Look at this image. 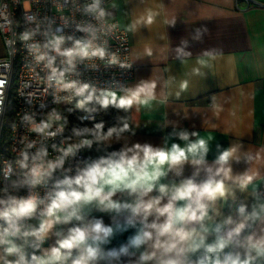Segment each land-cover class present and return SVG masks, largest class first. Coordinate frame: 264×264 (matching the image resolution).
<instances>
[{
    "label": "clouds",
    "instance_id": "1",
    "mask_svg": "<svg viewBox=\"0 0 264 264\" xmlns=\"http://www.w3.org/2000/svg\"><path fill=\"white\" fill-rule=\"evenodd\" d=\"M85 11L94 13L97 19L106 14L101 0H92ZM153 18L154 14L149 12L144 22L151 24ZM78 29L88 33L90 38L77 39L71 47H62L65 37L54 35L42 44L29 46L37 64H43L48 70V86L54 82L57 92L68 93L64 99L69 102L78 98L76 108L87 113L109 107L129 111L134 105L147 104L154 98L149 91V87L155 88L154 83L125 89L123 95H118L110 89L98 92L88 83L67 78L77 61L93 57L104 59L108 55L106 47L94 43L98 37L93 25L78 26ZM38 32V28L33 32L26 31L21 39L30 41ZM43 35L47 37L48 33ZM67 39L72 40V37ZM58 57L63 58L59 64ZM110 62H117L115 54ZM3 85L4 81L0 80V88ZM182 87H186V83ZM23 120L28 122L29 131L43 137H55L63 131L62 124L55 131L50 130L54 122L61 120L55 110L39 123L28 114ZM129 130L127 120H122V126L110 127L107 131H104L103 122L82 131L74 129L76 136L90 135L92 138L57 149L60 154L55 159L48 158L46 147L36 148V141L29 142L15 161L19 169L16 179H12L13 165L6 164L4 178L9 182L0 188V252L3 254L0 258L4 264H93L100 257V245L107 243L114 231L101 218L88 220L84 210L93 207L105 213H130L125 225L117 228L121 231L136 228V234L129 238V245L139 252L138 264H264V234L257 236L251 231L257 222L264 221V204L251 212L241 205L239 222L228 217L212 229L205 223L210 219V206L225 199L232 185L244 191L255 179V174L247 171L233 174L231 162L240 159L235 148L224 149L213 164L208 165L209 148L204 139L184 146L172 143L170 147L135 143L96 159L89 158L75 168H65L66 160L74 157L79 149L91 148L94 142L108 141L113 136L119 138ZM192 135L197 134L193 132ZM178 137L182 141L189 140L187 132L179 133ZM52 147L55 149L56 145ZM33 148L36 151L30 153ZM186 162L204 166L206 178L195 179L200 171L197 168L193 177L178 183L160 182L169 171L176 170L180 175ZM56 173L59 178L40 197L36 189L46 186ZM21 190H26L27 195H21ZM153 192L156 195H151ZM118 193H127L134 199L131 202L114 199ZM34 219L38 220L36 225L29 223ZM73 221L76 223L66 235L56 232L55 243L41 250L56 225ZM261 232L264 233V229ZM210 235L214 236L211 240ZM120 251L127 252V248L121 247ZM109 255H115V252Z\"/></svg>",
    "mask_w": 264,
    "mask_h": 264
},
{
    "label": "crops",
    "instance_id": "2",
    "mask_svg": "<svg viewBox=\"0 0 264 264\" xmlns=\"http://www.w3.org/2000/svg\"><path fill=\"white\" fill-rule=\"evenodd\" d=\"M149 12L154 14L151 24L144 22ZM106 16L129 35L134 70L127 89L154 83V89L149 87L154 98L129 110V131L98 142L91 152L100 156L113 146H184L204 139L209 148L206 160L212 165L221 151L235 148L240 159L231 162L233 174L247 171L255 179L244 191L232 185L225 199L210 206L205 223L212 229L228 217L239 222L241 205L248 212L259 209L257 189L264 177V0H110ZM181 132L189 134L188 141L179 139ZM203 167L186 162L180 175L169 171L160 182L178 183L193 177L197 168L195 179L203 180ZM114 199L134 198L118 193ZM84 211L88 220L101 218L114 228L93 264H138L139 252L129 245L136 228H117L125 225L130 213H105L94 207ZM75 223L56 225L41 250L55 243L56 232L66 235ZM262 229L264 221H259L251 231L259 236Z\"/></svg>",
    "mask_w": 264,
    "mask_h": 264
},
{
    "label": "built area",
    "instance_id": "3",
    "mask_svg": "<svg viewBox=\"0 0 264 264\" xmlns=\"http://www.w3.org/2000/svg\"><path fill=\"white\" fill-rule=\"evenodd\" d=\"M109 1L101 0V7L105 13ZM91 3L92 0H0V43L3 47V54L0 55V80L4 81L3 87L0 88V93H2L0 95V188L9 182L4 178L6 164L13 165L12 179L17 178L19 169L15 161L27 143L36 141V148L46 147L49 159H55L60 154L57 149L69 146L67 144L69 139L65 137L63 108L79 110L75 106L78 98H73L69 102L64 99L68 93L57 92L54 82L52 86H48L46 82L48 70L43 67V64H37L35 53L29 50L31 44H42L52 36L59 35L65 37V44L62 47H71L74 40L90 38L89 34L80 31L78 26L85 28L93 25L97 29L98 37L94 43L106 47L108 55L104 59L93 57L82 62L77 61L74 71L67 74V78L88 83L98 92L110 89L123 93L127 89L134 70L128 32L116 21L108 19L106 14L103 18L97 19L94 13L86 12V6ZM29 17L34 19H29ZM37 28L39 32L32 40L23 41L21 39L24 32H33ZM100 29L103 31L101 32ZM44 32L48 33L47 37L43 35ZM67 37H72V40H68ZM112 54H115L116 63L110 62ZM61 59L63 58H57V64ZM16 64H18V72L11 125L7 141L2 144L3 121ZM54 110L59 113L61 120L54 122L50 130L55 131L62 124V132L55 137H43L29 131L28 122L23 120L25 114L33 116L36 123H39L41 120L48 119L49 114H52ZM82 117L85 120L94 121L98 119L97 111L93 113L84 111ZM81 139L84 138L74 139V144L79 143ZM53 145H56L55 149ZM95 146L96 142L91 148L79 149L74 157L66 160L65 168L70 166L75 168L78 163L89 160V158H98L99 156L91 152ZM36 148L30 149L29 152L34 153ZM118 150H120L118 146H113L102 155ZM57 178H59V173L54 174L46 186H39L36 189L37 194L43 197ZM20 194L27 195V191L21 190ZM257 194L264 204V177L260 181ZM29 251L32 250L29 249Z\"/></svg>",
    "mask_w": 264,
    "mask_h": 264
},
{
    "label": "trees",
    "instance_id": "4",
    "mask_svg": "<svg viewBox=\"0 0 264 264\" xmlns=\"http://www.w3.org/2000/svg\"><path fill=\"white\" fill-rule=\"evenodd\" d=\"M83 112L84 111L81 109L77 111L69 107L63 108V124L65 129V137L67 139L74 140L76 138H92L90 135L87 137H78L74 134L73 130L75 129L82 131L84 128H93L95 124L100 122L104 123V131H107V129L110 127L122 126V120H127L129 123V111H124L122 109H116L113 107H109L108 109H98V119H95L94 121L81 119ZM97 144L98 142H96V145Z\"/></svg>",
    "mask_w": 264,
    "mask_h": 264
},
{
    "label": "rangeland",
    "instance_id": "5",
    "mask_svg": "<svg viewBox=\"0 0 264 264\" xmlns=\"http://www.w3.org/2000/svg\"><path fill=\"white\" fill-rule=\"evenodd\" d=\"M2 54H3V47H2V44L0 43V55ZM17 72H18V64H16L14 67L13 77L11 80L10 90L8 94L5 117L3 121L2 133H1L2 144L7 141L9 128L11 125L12 112H13V107H14V102H15ZM72 143H73V140H68L67 142L68 145H72Z\"/></svg>",
    "mask_w": 264,
    "mask_h": 264
}]
</instances>
